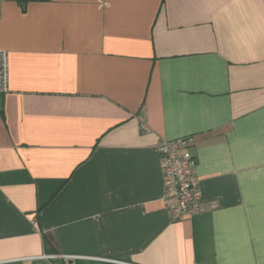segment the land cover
Returning <instances> with one entry per match:
<instances>
[{"label":"crops","instance_id":"0c3cea01","mask_svg":"<svg viewBox=\"0 0 264 264\" xmlns=\"http://www.w3.org/2000/svg\"><path fill=\"white\" fill-rule=\"evenodd\" d=\"M0 49V264H264V0H0Z\"/></svg>","mask_w":264,"mask_h":264},{"label":"built area","instance_id":"2783aa9c","mask_svg":"<svg viewBox=\"0 0 264 264\" xmlns=\"http://www.w3.org/2000/svg\"><path fill=\"white\" fill-rule=\"evenodd\" d=\"M7 59V50L0 49V95L9 91ZM141 129H147L145 122H142ZM191 143L190 137H180L161 139L157 145L160 166H162L164 190L162 202L170 220H180L183 217L193 216L202 210L201 189L194 174L196 160L194 153L190 150ZM65 257L74 259L81 256ZM113 261L120 264H130Z\"/></svg>","mask_w":264,"mask_h":264},{"label":"trees","instance_id":"16d2710c","mask_svg":"<svg viewBox=\"0 0 264 264\" xmlns=\"http://www.w3.org/2000/svg\"><path fill=\"white\" fill-rule=\"evenodd\" d=\"M20 1H24V2H26L27 0H20Z\"/></svg>","mask_w":264,"mask_h":264}]
</instances>
